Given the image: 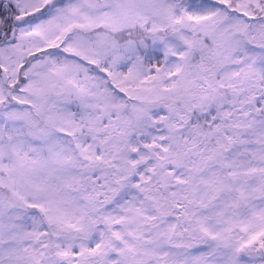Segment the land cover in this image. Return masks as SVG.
Instances as JSON below:
<instances>
[{"label":"snow or ice","instance_id":"6c2138e0","mask_svg":"<svg viewBox=\"0 0 264 264\" xmlns=\"http://www.w3.org/2000/svg\"><path fill=\"white\" fill-rule=\"evenodd\" d=\"M0 264H264V0H0Z\"/></svg>","mask_w":264,"mask_h":264}]
</instances>
